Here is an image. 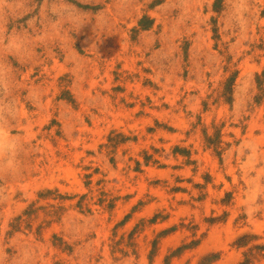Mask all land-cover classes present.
Here are the masks:
<instances>
[{"label":"rangeland","instance_id":"obj_1","mask_svg":"<svg viewBox=\"0 0 264 264\" xmlns=\"http://www.w3.org/2000/svg\"><path fill=\"white\" fill-rule=\"evenodd\" d=\"M256 245L264 0H0V264H237Z\"/></svg>","mask_w":264,"mask_h":264},{"label":"trees","instance_id":"obj_2","mask_svg":"<svg viewBox=\"0 0 264 264\" xmlns=\"http://www.w3.org/2000/svg\"><path fill=\"white\" fill-rule=\"evenodd\" d=\"M234 76L230 77L226 80L225 84H224V88L222 91V96L224 97V99L228 102H230L232 100V85H233V81H234ZM261 84V81L259 82V85ZM218 136H219V131L216 130L215 132V140H213L211 137H206L208 143L212 142V143H217L218 141ZM86 195H82L80 197L79 202L77 203V206L82 207L83 206V200L85 199ZM32 206V205H31ZM30 206V207H31ZM32 214V211H25V215L27 216V218H30ZM62 241H60V243L56 244L53 243L55 246H61ZM238 246H241V244L239 243ZM254 249L257 250V252L254 253V255L249 251V252H245L244 253V259L240 262H238L237 264H251L252 263V256H254V258L257 257H262L264 258V245H256L254 246ZM263 252V253H262ZM168 259V258H167ZM212 256L210 255H205L201 258V260L199 261L198 264H208L212 261Z\"/></svg>","mask_w":264,"mask_h":264}]
</instances>
